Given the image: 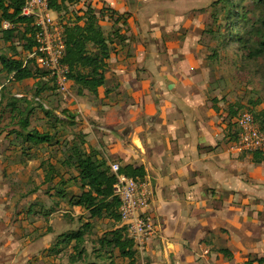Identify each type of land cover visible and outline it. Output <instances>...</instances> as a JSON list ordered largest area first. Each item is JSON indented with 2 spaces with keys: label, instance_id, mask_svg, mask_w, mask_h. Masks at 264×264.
<instances>
[{
  "label": "crops",
  "instance_id": "1",
  "mask_svg": "<svg viewBox=\"0 0 264 264\" xmlns=\"http://www.w3.org/2000/svg\"><path fill=\"white\" fill-rule=\"evenodd\" d=\"M65 4L66 19L81 16L82 25L89 7L104 10L100 24L109 28H103L105 35L111 33L105 83L95 95L71 80L76 94L69 97L70 107L82 119L88 142L73 137L64 166L43 160L52 163L55 177L63 176V186L51 182L36 191L30 203L48 212L31 217L30 230L0 233V264H245L264 256V161L234 147L233 106L213 85V26L178 0ZM209 12L213 17V8ZM89 50L98 51L92 43ZM58 141L55 135L52 144L34 149H52ZM75 151L107 166L143 167L154 191L148 213L159 227L134 259L107 242L120 221L105 214L94 218L84 206L72 204L74 195L89 188L77 179ZM43 189H49L48 196L42 194L46 198L38 197ZM59 189L66 191L64 197ZM59 204L69 209L73 226L61 232L50 229ZM86 222L92 224L89 229L83 227ZM81 228L86 230L83 253L72 261L77 242H63L62 235Z\"/></svg>",
  "mask_w": 264,
  "mask_h": 264
},
{
  "label": "rangeland",
  "instance_id": "2",
  "mask_svg": "<svg viewBox=\"0 0 264 264\" xmlns=\"http://www.w3.org/2000/svg\"><path fill=\"white\" fill-rule=\"evenodd\" d=\"M178 4L193 7L201 13L205 24L213 26V68L217 74L213 85L219 95L231 101L236 113L233 118L235 135H238L236 120L246 110L251 111L258 124L264 127V0H178ZM212 8L213 17L209 12ZM103 28L106 32L109 30L107 25ZM1 51L8 55L18 53L16 56L25 59L27 50L21 33L10 42L0 37ZM34 71L37 77L25 81L15 80L13 74L0 73V233L30 230L31 217L47 215V209L39 210L30 203L37 199L34 194L39 187L46 184L43 160L48 158L56 166H64L62 162L71 153L73 137L82 136L78 139L88 142L83 139L82 119L76 117L70 107L69 97L76 94L75 85H71L69 95L64 98L45 70L36 64ZM11 100L17 101L21 108H31L30 128L55 133L59 141L52 149H34L24 142V136L11 133L14 128L26 133L12 121L11 109L6 106ZM47 111L51 115H47ZM56 174L52 184L61 187L63 176ZM48 191L43 189L38 197L46 198ZM60 206L53 216L52 231L54 228L57 232L73 228L68 222L71 213L65 212L69 209ZM27 221L29 223H25ZM69 246H66L67 255Z\"/></svg>",
  "mask_w": 264,
  "mask_h": 264
},
{
  "label": "trees",
  "instance_id": "3",
  "mask_svg": "<svg viewBox=\"0 0 264 264\" xmlns=\"http://www.w3.org/2000/svg\"><path fill=\"white\" fill-rule=\"evenodd\" d=\"M66 1L70 0H53L51 5L56 11L63 12L67 7L65 4ZM24 4L25 0H0V37L5 42H10L15 39L16 34L21 33L24 47L26 50H31L35 46V28L32 26L31 19L22 15ZM108 13H110V17L115 14V12L112 11ZM103 14L104 10L97 13L89 7L83 25L80 24L82 17L76 16L74 20H71L69 17L70 20L66 26L67 51L64 61L71 67L69 78L79 86V89L83 87L87 88L95 95L98 94L99 87L105 83L104 70L107 65L106 61L109 59L111 53L109 44L111 41V33L105 35L100 24V17ZM4 21L13 23L14 27L4 29ZM91 43L98 49L96 53L89 50V44ZM16 55H18V53L8 55L5 52H0V73H5L7 75L14 74L15 80L17 81H24L37 77L34 71V66L37 64L35 59H30L25 62L24 58ZM45 73L47 72L45 71ZM36 93L37 95L40 94V92ZM6 106L11 109L12 121L16 122L26 131V133H23L18 128H14L11 133L24 136V142L31 144L32 147L53 143L55 134L50 131H42L39 128H30L31 108H21L15 100H11ZM232 112V118H234L236 113L234 110ZM46 113L47 115H51L50 111ZM262 128L264 129V127ZM72 158L75 160L74 166L79 171L77 179L81 181L84 188L87 186L89 187L87 190L83 191L81 195H74L71 200L72 204L84 206L91 212L94 218L102 217L105 214L120 221V215L118 213L120 201L113 194L115 175L111 172L110 166H107L105 161L95 158L94 155H88L81 151H75ZM254 159L257 162L264 161V149L254 152ZM44 164L47 165L45 183H51L55 179L54 167L51 162L44 161ZM121 171L130 176L145 177L143 167L126 165L122 166ZM58 195L64 197L66 191L59 189ZM91 226L92 224L90 222H86L83 225L85 229H89ZM85 229L81 228L78 231L62 235L64 237L63 242L69 243L74 239L77 242L75 245L77 255L71 256L72 261L81 257L83 253V249L80 247L83 242ZM113 233V237L107 240V242L114 243L120 249L123 257L134 259L137 250L134 242L126 237L125 228L118 227ZM221 251L224 252L225 255L232 257V253L228 249H221ZM255 262H257V264H264V256L255 260H248L245 264H254Z\"/></svg>",
  "mask_w": 264,
  "mask_h": 264
},
{
  "label": "built area",
  "instance_id": "4",
  "mask_svg": "<svg viewBox=\"0 0 264 264\" xmlns=\"http://www.w3.org/2000/svg\"><path fill=\"white\" fill-rule=\"evenodd\" d=\"M52 1L25 0L22 15L30 18L35 28V46L27 50L25 62L35 59L38 66L54 80L57 90L68 93L71 88V67L64 61L68 20L65 12H58L52 7ZM13 27L14 24L9 21L3 22L4 29ZM236 123L238 135L234 147L238 151L254 153L264 149V129L251 111L240 113ZM110 169L115 175L113 194L120 201V227L125 228L126 237L134 242L136 250L142 251L159 227L148 213L154 196L152 184L146 177L130 176L122 172L119 162L110 163Z\"/></svg>",
  "mask_w": 264,
  "mask_h": 264
}]
</instances>
